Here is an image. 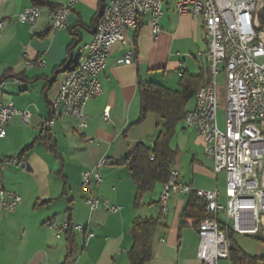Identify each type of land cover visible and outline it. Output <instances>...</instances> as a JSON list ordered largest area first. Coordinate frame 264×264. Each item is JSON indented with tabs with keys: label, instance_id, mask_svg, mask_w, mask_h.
<instances>
[{
	"label": "crops",
	"instance_id": "obj_1",
	"mask_svg": "<svg viewBox=\"0 0 264 264\" xmlns=\"http://www.w3.org/2000/svg\"><path fill=\"white\" fill-rule=\"evenodd\" d=\"M67 1L49 0L55 8ZM108 1L77 0L67 27L54 32L47 26L49 8H40L39 21L29 26L16 20L31 5L29 0H0V21L5 22L0 34V80L5 83L0 104L12 102L17 109L31 113L28 124H23L20 116L14 117L6 126V136L0 139V188L21 197V204L13 212L0 213V264H63L64 236L56 238L44 225L47 221L56 225L68 221L93 234L86 239L84 234L71 232L77 251L70 264H129L131 225L136 219L158 221L152 258L145 264H201L196 257L197 225L181 218L188 196L173 194L167 212L161 213L158 202L163 186L157 185L144 195L140 207H134L135 188L121 165L137 145L151 148L158 132L153 114L136 123L139 85L153 83L176 91L183 73L196 76L206 67V50L200 49L205 38L200 20L179 15L173 0H165L158 35L153 36L144 17L137 35L134 30L124 31L127 46L110 48L107 66L98 75L102 93L85 108L87 128L80 130L76 120L62 116L46 134L42 131L49 103L67 74L56 75V70L68 59L71 34L78 36L70 65L74 69L81 59L77 51L92 40L101 4L105 6ZM128 50L132 62L119 63ZM28 58L44 59L46 63L42 68L27 67ZM194 104L186 107L187 112ZM107 108L108 118L104 120ZM42 135L48 141L39 140ZM170 148L177 152L171 170L179 173L181 183L206 191L224 190V174L213 172L214 164L204 155L197 132L183 121ZM18 156L27 172L6 168L9 166L1 162ZM103 158L106 163L99 168L102 182L92 186L89 195L118 206L115 214L91 212L84 201L87 195L80 190L81 173L94 169ZM232 240L249 256L264 260V241L246 235H234ZM217 264L229 262L219 260Z\"/></svg>",
	"mask_w": 264,
	"mask_h": 264
},
{
	"label": "built area",
	"instance_id": "obj_2",
	"mask_svg": "<svg viewBox=\"0 0 264 264\" xmlns=\"http://www.w3.org/2000/svg\"><path fill=\"white\" fill-rule=\"evenodd\" d=\"M210 37L213 47H207L214 54L217 75L212 92H203V102L194 107L193 119L187 120V128L194 129L202 142L204 155L213 162V172L224 174L223 191L195 189L181 183L179 173L171 170L159 197V208L165 213L166 193L194 195L204 201L208 218L197 227L198 245L196 257L201 264H217L219 260L229 261V231L234 235H246L264 241V0H209ZM77 0H68L63 6L48 12V28L57 24V31L67 27L68 17ZM175 11L181 16L196 20V0H173ZM165 0H109L99 17L92 40L83 45L80 54L78 75L65 77L60 84H66V93H58L49 103V116L43 121L42 131L46 134L57 119L68 116L76 120L77 127L85 130L88 116L86 105L102 93L98 75L106 68L109 50L113 45L127 46L124 31L136 30L141 18H148L153 36L160 32L164 16ZM250 9H258L256 27H248ZM41 12L30 5L17 16V22L34 26ZM5 22L0 21V34ZM56 32V31H54ZM205 42V38H204ZM83 52H93V59H83ZM198 56V54H197ZM132 62L128 50L121 64ZM44 59H26L27 67L42 68ZM220 78L223 79L221 83ZM5 83H0L4 89ZM223 90L224 114L222 128L218 119V91ZM54 107L63 108V115L54 116ZM109 108L104 111L107 120ZM16 116L28 124L31 113L17 109L12 102L0 104V139L6 136V126ZM5 166L24 168L17 157L1 161ZM106 163L103 158L97 166L81 173L80 190L89 210H102L110 214L120 208L105 200L91 197L92 186L102 182L99 168ZM21 204V197L0 188V213L13 212ZM54 232L56 238L64 232L76 231L86 239L93 236L86 233L84 226L68 221L56 225L53 221L44 224Z\"/></svg>",
	"mask_w": 264,
	"mask_h": 264
},
{
	"label": "trees",
	"instance_id": "obj_3",
	"mask_svg": "<svg viewBox=\"0 0 264 264\" xmlns=\"http://www.w3.org/2000/svg\"><path fill=\"white\" fill-rule=\"evenodd\" d=\"M29 1L31 5L39 9L44 7L50 10L56 9L50 4L49 0ZM103 8L104 5L101 4L97 21L101 16ZM142 26L143 21L141 18L138 21L135 35L138 34ZM71 35L72 42L67 49L68 59L56 70V75L58 73H70L73 70V68L70 69V65L73 63L72 51L77 46L78 36L75 32ZM208 74L209 68L207 62L206 67L196 76L183 73L178 83V90L176 91L167 90L153 83L139 85L140 112L136 123L142 122L148 114H153L156 117V128L158 132L151 148L144 144L137 145L121 164L129 172L135 188L134 207H140L144 195L151 193L157 185L164 186L166 184L172 164L177 157V152L170 148V143L175 136L177 126L182 123L187 113L186 107L188 102L193 99L196 91L201 86L207 84L208 79L205 80L204 76H208ZM39 140L48 141L44 135L40 136ZM29 149L30 147L25 148L20 155ZM52 150L53 146L51 144L50 151ZM53 155L55 158H59L55 153ZM17 158L20 159L19 156ZM208 217L209 214L206 212L204 201L197 199L194 195H189L181 218L183 220L193 221L198 227L199 222ZM157 227L158 221L154 219H136L133 221L131 225L132 246L127 253L129 264H145L151 260L152 242ZM63 236L66 245V257L63 264H70L77 251L75 237L71 232H64ZM233 236L234 234L229 231V264H264L263 259L249 256L237 247L233 243Z\"/></svg>",
	"mask_w": 264,
	"mask_h": 264
},
{
	"label": "bare ground",
	"instance_id": "obj_4",
	"mask_svg": "<svg viewBox=\"0 0 264 264\" xmlns=\"http://www.w3.org/2000/svg\"><path fill=\"white\" fill-rule=\"evenodd\" d=\"M196 4L200 5L198 8V13L196 15V20H200L203 24V29L205 33V43H206V55L209 68V78L206 85L201 86L194 95V107L198 102H203V92H212L214 78L217 75V64L214 54L207 50V47H213V40L210 37V25L208 21V15L210 14V1L209 0H196ZM258 17V9H250V17H248V27H256ZM50 30L57 31V24H50ZM83 59H93V52H83ZM80 62V61H79ZM79 63L77 66L70 72L67 73L65 77H75L78 75ZM64 77V78H65ZM4 90V89H0ZM58 93H66V84H60L58 87ZM194 108L186 113L183 119V124L187 127V120L193 119ZM63 115V108L54 107V116ZM162 192V191H161ZM174 193H166V201L170 200V197ZM161 196V194H160ZM168 210V205H165V213Z\"/></svg>",
	"mask_w": 264,
	"mask_h": 264
},
{
	"label": "rangeland",
	"instance_id": "obj_5",
	"mask_svg": "<svg viewBox=\"0 0 264 264\" xmlns=\"http://www.w3.org/2000/svg\"><path fill=\"white\" fill-rule=\"evenodd\" d=\"M202 51L204 50H206V45H205V42H204V44H203V42H202V47L200 48ZM207 56V55H206ZM203 58V61H205V58L204 57H202ZM201 58V59H202ZM204 63V62H203ZM220 81H221V83H223V79L222 78H220ZM218 101H219V109H218V119H219V127L220 128H222V118H223V114H224V95H223V90L222 89H220L219 91H218ZM193 99H191L189 102H188V104H187V107H191L192 105H193ZM261 129L264 131V123H262V125H261ZM174 144H175V141H173V144H172V147L174 146ZM6 168H13V170H24V171H26L27 172V168H23V169H21V168H18V167H14V166H9V167H6ZM219 183H221V181L219 182ZM253 241V240H252Z\"/></svg>",
	"mask_w": 264,
	"mask_h": 264
}]
</instances>
